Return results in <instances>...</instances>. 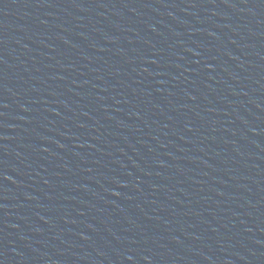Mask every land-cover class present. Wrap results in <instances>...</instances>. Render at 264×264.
<instances>
[{
    "label": "water",
    "instance_id": "obj_1",
    "mask_svg": "<svg viewBox=\"0 0 264 264\" xmlns=\"http://www.w3.org/2000/svg\"><path fill=\"white\" fill-rule=\"evenodd\" d=\"M0 264H264V0H0Z\"/></svg>",
    "mask_w": 264,
    "mask_h": 264
}]
</instances>
